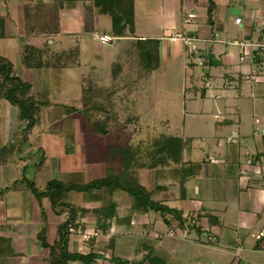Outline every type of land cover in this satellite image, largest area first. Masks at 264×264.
<instances>
[{
    "label": "crops",
    "instance_id": "crops-1",
    "mask_svg": "<svg viewBox=\"0 0 264 264\" xmlns=\"http://www.w3.org/2000/svg\"><path fill=\"white\" fill-rule=\"evenodd\" d=\"M8 1L0 0V56L8 60L5 55L11 48L18 51L16 69L8 61L17 76L28 77L24 81L31 84L35 98H48L45 74L57 69L81 71L94 84L118 85L114 81L120 72L111 69L116 54L132 46L139 59L137 41L157 42L158 68L151 73L174 71L176 61L183 62L182 128L173 138L180 142L178 160L170 157L129 170L151 192L153 202L175 214L162 218L155 212H132L133 200L119 191L70 192L75 201L68 200L70 193L67 201L87 214L69 230V252L94 253L99 256L94 264H114L110 258L136 262L148 254L162 264H264V67L258 81L252 82L250 64L240 61L233 45L264 40V0H212L210 24L209 0H136L133 33L122 38L112 37L109 17L98 14L93 0H74L60 8L54 0ZM177 33L190 41L173 39ZM100 36L110 37L109 45L99 43ZM113 41L120 45L112 47ZM19 42H26V51L18 50ZM127 68L125 64L122 70ZM38 77L41 86L35 88ZM95 88L98 85L93 90H100ZM47 101L49 108L53 102ZM43 158L41 166H34L37 172L52 167ZM61 160L58 172L64 175L71 170L68 180L56 179L63 183L85 184L100 172L91 160H83L73 170L71 161L68 167L65 157ZM102 164L105 177L116 173V166ZM25 166L19 161L0 167V239L4 241L0 260L47 264V252L36 236L44 230L51 244L67 210L51 209L46 198H34L22 182L29 180ZM109 202L115 204V217L101 233L91 211Z\"/></svg>",
    "mask_w": 264,
    "mask_h": 264
},
{
    "label": "rangeland",
    "instance_id": "rangeland-1",
    "mask_svg": "<svg viewBox=\"0 0 264 264\" xmlns=\"http://www.w3.org/2000/svg\"><path fill=\"white\" fill-rule=\"evenodd\" d=\"M16 1L10 0L8 3L14 4ZM137 22L141 23L139 19ZM25 43L19 42L18 50L26 51ZM117 44L120 45L113 41L112 47ZM126 49L125 52L116 54V64L111 68L120 72L118 81H114L118 85H105L103 81H98L100 85L94 84V80L82 76L81 71L74 69L61 71L57 69L45 74V82L43 80L42 82L49 92L47 99L53 104L42 111L38 124L28 134L26 141H23L21 133L24 123L16 119L14 108L0 101V167L5 162L15 165L22 161L26 165V178L41 189L50 179L62 177L65 178L62 180H68L67 176L71 170L62 175L56 168L64 157L68 167L70 161L73 163L72 170L78 164L83 165V160L84 162L91 160L100 170L92 179L105 177L104 171L101 172L104 162L91 157V151L98 143L99 146L116 143L122 149L123 155L129 158L127 161L134 169L151 166L157 162L161 155H164L165 141L178 137L182 128V95L186 83L183 77V62L176 61L172 67L174 71L160 69L148 74L143 72L142 64L135 56L134 47L127 46ZM17 52L11 48L10 54L5 55L15 69L19 61ZM125 64L128 68L122 70ZM20 76L23 80H29L24 74ZM39 80L40 83L38 79L33 81L35 88L41 86V79ZM97 85L98 88L95 89H100L101 92L99 103L105 104L104 98L109 97L111 104L108 107L109 111H106L110 117L107 137L97 134L92 137L88 134L85 118L77 113L87 107L90 90ZM90 115L92 116L90 122L106 116L104 113L94 112ZM173 153L178 156L176 151L172 152V155ZM41 155L46 156V163L52 167L47 169V166L37 172L34 166L39 164ZM79 180L77 182L85 181ZM26 195L29 196V193ZM9 197L11 199L13 196ZM74 199L75 194L70 193L68 200L74 203ZM13 201L16 199L13 198ZM19 258L20 262H23V258ZM6 261L0 260V264H6L9 260Z\"/></svg>",
    "mask_w": 264,
    "mask_h": 264
},
{
    "label": "trees",
    "instance_id": "trees-1",
    "mask_svg": "<svg viewBox=\"0 0 264 264\" xmlns=\"http://www.w3.org/2000/svg\"><path fill=\"white\" fill-rule=\"evenodd\" d=\"M60 8L64 3L74 0H54ZM136 0H93L94 7L98 10L99 15L109 17L111 21V35L114 38L128 37L133 33V4ZM144 1V0H140ZM213 12L212 0H209V7L207 9L208 23H211ZM3 28V19L0 18V37ZM137 51L139 60L142 63V68L145 72L151 73L158 68L157 42L156 41H137ZM31 84L22 80L14 72L13 65L0 56V101L6 102L9 106L14 108L16 119L24 123L22 126L23 141H26L28 134L35 125L38 124L42 111L49 106L46 96L35 98L31 93ZM101 92L99 90H90L87 107L80 112H77L80 117L85 118V123L88 126V134L95 137V134L101 137L108 136L110 126V117L107 115L110 104L109 97L104 98V103H99ZM107 99V100H106ZM71 111V109H66ZM73 111V109H72ZM74 112V111H73ZM104 113L106 116L103 119L90 122L92 116L90 114ZM70 113V112H67ZM115 118V116H113ZM115 144V145H114ZM164 155L162 154L157 162H167L171 160L176 162L178 160L181 148L180 142L177 139H169L164 144ZM176 151L172 155V152ZM91 157L100 162L108 163L112 167L116 166L117 171L104 178L92 180L85 184L63 183L58 180L48 181L42 190L38 189L32 181L23 178V183L34 196L37 201L46 198L50 204L51 209L61 207L67 210V217L64 222L60 223L55 232V238L51 244H48L45 239L44 230H41L36 240L41 249L47 252V264H72L79 262L81 264H94V261L99 258L98 255L89 252L86 255L78 253H70L68 250L69 230L76 224L79 217L85 216L84 209L77 208L67 201V195L70 192L80 193L82 195H90L94 191L106 190L109 193L116 191L127 194L132 200V212H155L159 213L162 218L165 215H174V211L155 203L151 200V192L146 191L140 186L135 178L131 175V164L122 149L116 143L99 146L91 151ZM162 149L160 151V154ZM44 158L41 155L39 164L41 166ZM94 199H99L97 195H93ZM115 204L109 202L106 206H101L98 209L92 210L96 218V229L101 233L109 228L108 221L115 217ZM130 217L126 220L129 221ZM4 241L0 239V245ZM2 246V245H1ZM3 248H0V258H3ZM111 263L114 264H158L160 261L154 258L151 254L144 256L141 260L136 262L120 261L119 259L110 258ZM162 264V263H160Z\"/></svg>",
    "mask_w": 264,
    "mask_h": 264
},
{
    "label": "built area",
    "instance_id": "built-area-1",
    "mask_svg": "<svg viewBox=\"0 0 264 264\" xmlns=\"http://www.w3.org/2000/svg\"><path fill=\"white\" fill-rule=\"evenodd\" d=\"M236 25L240 23V19L234 21ZM173 39L178 40L182 43H188L190 38L187 36L177 33L172 36ZM99 43L102 45H109L111 38L108 36H100L98 38ZM235 45L239 51L240 61L248 62L251 67L250 79L252 82H256L259 79V69L264 67V40L261 41H242L236 42ZM92 236H96L93 234ZM84 240L89 239V235H84Z\"/></svg>",
    "mask_w": 264,
    "mask_h": 264
}]
</instances>
